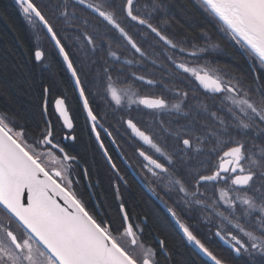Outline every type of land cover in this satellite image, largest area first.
I'll return each instance as SVG.
<instances>
[{
  "label": "snow or ice",
  "instance_id": "1",
  "mask_svg": "<svg viewBox=\"0 0 264 264\" xmlns=\"http://www.w3.org/2000/svg\"><path fill=\"white\" fill-rule=\"evenodd\" d=\"M14 3L49 51L0 56V95L13 88L36 102L0 108V264H170L171 225L188 264H264V0ZM225 52L231 63L217 61ZM61 73L112 174L115 215L94 200L83 157L69 148L78 137L67 90L53 97ZM141 111L149 122L132 115ZM117 134L140 158L139 175ZM105 138L163 210L147 245ZM214 238L227 250H214Z\"/></svg>",
  "mask_w": 264,
  "mask_h": 264
},
{
  "label": "trees",
  "instance_id": "2",
  "mask_svg": "<svg viewBox=\"0 0 264 264\" xmlns=\"http://www.w3.org/2000/svg\"><path fill=\"white\" fill-rule=\"evenodd\" d=\"M4 17H7V20ZM202 22H203L202 17H196L192 21L193 35L195 34L197 26L200 25ZM9 23L12 24L13 28L9 27ZM189 39L191 40L192 36H189ZM36 43L37 42H34L31 39L30 30L26 25V22L19 15L18 11L12 6L10 0H0V56L6 55L7 49L12 48L17 53V59H21V58L26 59V57H24V50L26 49L28 52H31L34 44L35 46L38 47ZM21 44L24 46V49H21L20 47ZM44 44H45L44 48L46 52H48L49 51L48 45L46 43ZM221 44L223 46V42H221ZM220 56L224 63H231L226 52L217 55L218 58H220ZM242 66L244 67V70L248 72L250 75L251 70L249 69L248 65L244 63ZM258 71L260 70L258 69ZM260 75L262 78H264V71H260ZM5 80L6 77L0 75V89H3L6 86L4 83ZM34 103L36 102L31 100L29 96L22 94V92L17 91L13 88H8L7 94L0 95V108L15 109L18 107L21 109H27L30 106V104H34ZM122 129H121V133H123ZM117 140L118 143H120L123 148L124 139L119 134H117ZM79 141H80V151L82 153V157L84 158V161L89 164L88 150L90 149L92 150L94 158L96 156V151L92 147V145L89 144L88 138L85 134L80 135ZM97 162L99 163L98 159L97 161H95V163ZM93 173H94L93 175L94 179H91V182L93 183V180H96L98 183L97 194L99 197V202L105 205L106 210L111 215H115L116 205L112 200L113 189L111 188V182L109 177L107 176L106 172L104 173V170L100 165L96 167V170H94ZM120 190L124 200L122 185ZM125 201H126L125 204L127 205L128 209H132L133 212H135L137 215L141 214L147 218L148 226L146 230L148 234L147 236L149 238L152 237V234L158 233L159 231L158 217L163 214L157 208H154L153 211L150 210L149 208L150 205L148 206L149 203L146 206L144 202V194L138 186H135L134 188L132 187L131 192H126ZM149 211L152 213L151 215H149ZM174 230L175 229L173 228V226H170L164 230L165 239L172 238V243L169 244V248L171 250L170 264H188V261L190 260L189 250L187 247H182L178 241H175L174 237L172 236ZM210 246L214 250L226 251L221 247L215 248V246L212 245L211 243ZM161 264H163V259L161 260Z\"/></svg>",
  "mask_w": 264,
  "mask_h": 264
},
{
  "label": "flooded vegetation",
  "instance_id": "3",
  "mask_svg": "<svg viewBox=\"0 0 264 264\" xmlns=\"http://www.w3.org/2000/svg\"><path fill=\"white\" fill-rule=\"evenodd\" d=\"M12 6L18 11V7L17 5L14 3V0H10ZM28 28H30L28 26ZM30 30V29H29ZM33 34L34 32H32V30H30V36H31V39L35 42V38L33 37ZM45 40V43L48 45V41L44 38ZM49 48V46H48ZM46 54L48 52H45ZM217 61L219 63H224L222 61V58L220 56V58L216 57ZM53 72L56 71L55 68L52 69ZM57 81H63L62 84H60V86L58 88H54V91H53V97H55L57 95V92L59 91H62L64 89H66V95H67V103H68V107H69V110H70V115L72 116V118L74 119V123H75V132L77 134V137H78V140L75 144H69V148L74 151V152H77L79 153L81 156H82V153L80 151V141H79V138H80V135L81 134H85L87 136V129H86V126H85V121H84V115L81 111V108H80V105H79V102H78V99H77V96L76 94L74 93V90L72 88V85H71V81H70V78L67 76V74L65 73H61L59 76L56 77ZM135 90V89H134ZM139 91L141 94H144V95H151L153 94L156 90L154 89H149L147 86L145 85H140L139 86ZM51 111V109H50ZM133 116H135L137 118V120H140L142 123L143 122H149L150 121V117L149 116H146L144 115V113L141 111V112H133L132 113ZM122 132H124V129H122ZM88 138V136H87ZM123 139H124V146H123V153H124V156L126 158H129L128 159V162L132 164V167L133 169L136 170V175H139V172H140V169H139V166H138V163L136 161H139L140 158L139 157H136L134 160L131 158V155H132V152L134 151V148L131 147L126 141L128 140V136L125 135L123 136ZM89 141V139H88ZM89 144L92 145V147L95 149L96 151V156L94 158L93 156V153H92V150H88V163H86L84 161V158L82 160V166H87L88 170H89V173H90V176H91V179H94L93 175V171L96 170V167L98 165H100L102 167V169L104 170V173L106 172L107 176L110 177L112 176L111 172H110V169L108 167V165L106 164L102 154L98 151V147L94 144V143H91L89 141ZM105 144L106 146H108L109 148V151L110 153L113 155V158L115 160V162L117 163V165L120 167L122 173L125 174V176L129 179V185L128 187H124L122 185V190H123V194H124V203H126L125 201V197H126V192H131V188L135 187V186H138L140 188V190L143 192L144 194V202L147 206H149L150 210L153 211L154 208H157L160 210V212L163 214V210L162 208L159 206V202L151 197V195L146 191V189L144 187H142V185L136 181V180H133L132 179V171L128 168H126L123 160L121 159V156L117 154L116 150H115V147L113 145H111L110 141L105 138ZM136 144L138 146H141L143 147L144 151H146L148 154L150 155H155L154 153V150L151 149L150 146L148 145H144V144H141L139 141H136ZM97 159L99 160V163H95V161H97ZM50 164H55V161L54 160H50L49 161ZM103 176V175H102ZM111 182V181H110ZM92 187L88 188V191L90 192H93L94 193V200L96 199H99L98 197V194H97V188H98V183L96 180H93V183L90 181ZM82 184L83 185H87L89 184V181L87 180H83L82 179ZM132 219H133V222L136 223V224H142L143 226V229H144V236H145V243L146 245L152 240V237H153V234H152V237L149 238L147 235V226H148V221L147 219L145 220V216L144 215H137L135 212H133L132 209H128ZM155 211V210H154ZM152 213L149 211V215H151ZM173 226V228L175 229V226L174 225H171ZM204 227L202 226L200 228V232L203 233L204 232ZM209 243H211L212 245L215 246V248H219L221 247L222 249H226V246H224L220 240L218 239H213L211 240Z\"/></svg>",
  "mask_w": 264,
  "mask_h": 264
},
{
  "label": "rangeland",
  "instance_id": "4",
  "mask_svg": "<svg viewBox=\"0 0 264 264\" xmlns=\"http://www.w3.org/2000/svg\"><path fill=\"white\" fill-rule=\"evenodd\" d=\"M30 29V28H29ZM31 30V29H30ZM33 37L35 38L36 37V33H34L33 34ZM35 42H37L36 43V45H38V47H41V48H43V50L46 52V50H45V40H44V37L41 35V37H40V39L39 40H36L35 39Z\"/></svg>",
  "mask_w": 264,
  "mask_h": 264
},
{
  "label": "water",
  "instance_id": "5",
  "mask_svg": "<svg viewBox=\"0 0 264 264\" xmlns=\"http://www.w3.org/2000/svg\"><path fill=\"white\" fill-rule=\"evenodd\" d=\"M221 242V241H220ZM222 243V242H221ZM223 244V243H222ZM224 245V244H223ZM225 246V245H224Z\"/></svg>",
  "mask_w": 264,
  "mask_h": 264
}]
</instances>
